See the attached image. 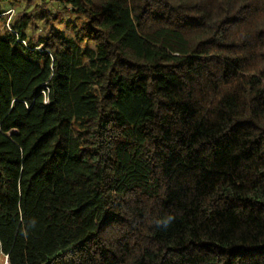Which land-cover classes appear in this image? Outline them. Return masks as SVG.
<instances>
[{"label": "trees", "instance_id": "16d2710c", "mask_svg": "<svg viewBox=\"0 0 264 264\" xmlns=\"http://www.w3.org/2000/svg\"><path fill=\"white\" fill-rule=\"evenodd\" d=\"M5 23L0 257L264 264V0H25Z\"/></svg>", "mask_w": 264, "mask_h": 264}, {"label": "rangeland", "instance_id": "374dc122", "mask_svg": "<svg viewBox=\"0 0 264 264\" xmlns=\"http://www.w3.org/2000/svg\"><path fill=\"white\" fill-rule=\"evenodd\" d=\"M2 10H8L9 8H14L16 10L15 18H17L19 12H21L25 7V0L24 1H14L12 4H1ZM52 14H58L61 16V19L57 21V24L64 29L66 33L73 36V24L78 22V19L75 15H71L67 13L65 10L57 7L56 5L52 6L51 8ZM45 28V21L41 16L34 17V24L29 26L27 30V36L31 39H36L38 36L44 33ZM6 258L0 257V264H6Z\"/></svg>", "mask_w": 264, "mask_h": 264}, {"label": "built area", "instance_id": "2783aa9c", "mask_svg": "<svg viewBox=\"0 0 264 264\" xmlns=\"http://www.w3.org/2000/svg\"><path fill=\"white\" fill-rule=\"evenodd\" d=\"M0 15H4L6 17V23H5V27L8 30L12 31V26H11V22L13 21V18L16 15V10L14 8H9L7 11H5L4 13L0 14ZM6 264H9L8 262Z\"/></svg>", "mask_w": 264, "mask_h": 264}, {"label": "water", "instance_id": "95a60500", "mask_svg": "<svg viewBox=\"0 0 264 264\" xmlns=\"http://www.w3.org/2000/svg\"><path fill=\"white\" fill-rule=\"evenodd\" d=\"M2 254V243H1V240H0V255ZM6 261L8 262L7 258H6Z\"/></svg>", "mask_w": 264, "mask_h": 264}]
</instances>
